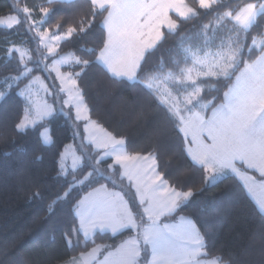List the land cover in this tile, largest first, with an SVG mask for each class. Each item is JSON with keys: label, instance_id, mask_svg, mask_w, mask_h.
<instances>
[{"label": "trees", "instance_id": "1", "mask_svg": "<svg viewBox=\"0 0 264 264\" xmlns=\"http://www.w3.org/2000/svg\"><path fill=\"white\" fill-rule=\"evenodd\" d=\"M187 4L196 15L187 20L172 17L176 28L163 31L161 42L145 56L137 80L128 82L114 78L98 62L107 45L108 10H99L90 0H0V19L20 18L16 28L0 29V264H68L97 248L104 249V257L139 237L130 230L118 236L84 237L77 207L85 195L100 187L122 193L136 220L146 224L143 208L122 169L112 160L100 162L102 153L86 144L85 123L77 121L74 111L65 106L59 82L46 72L55 60L67 55L75 63L63 72L75 78L90 119L122 141L129 156L155 158L162 179L173 190L190 195L165 221L190 219L204 239L207 259L221 264H264V215L236 177L229 175L209 184L206 170L188 156L181 120L151 87L183 77L193 68L194 56L231 47L238 66L229 78L187 86L189 91L201 89L193 109L203 113L207 107L208 118L224 104L245 67L264 54V47L260 51L254 47L264 41V13L249 31L226 17L249 5L262 6L264 0H224L209 10L201 9L196 0H187ZM47 34L70 36L54 57L43 47L41 35ZM15 48L25 49L30 58L22 63L19 54L12 52ZM27 72L26 78L9 86L11 78ZM39 76L49 85L48 102L61 112L21 132L27 110L21 92ZM44 129L50 130L48 146L41 139ZM70 145L76 146L83 166L66 174L61 159ZM140 249L138 264H149V248L141 243Z\"/></svg>", "mask_w": 264, "mask_h": 264}, {"label": "rangeland", "instance_id": "2", "mask_svg": "<svg viewBox=\"0 0 264 264\" xmlns=\"http://www.w3.org/2000/svg\"><path fill=\"white\" fill-rule=\"evenodd\" d=\"M94 1L100 8H110L111 11L107 20L109 43L98 62L109 69L114 78L128 82L136 81L143 56L154 50L161 42L162 31H173L176 28L172 17L187 20L196 15L187 4V0ZM196 1L201 9L209 10L224 0ZM263 13L264 4L249 5L236 15L228 14L226 18L242 30L249 31ZM19 24L20 18L17 15L0 19L1 30H12ZM69 37L41 35L43 47L49 57L56 56L60 45ZM254 47L260 51L264 47V41H257ZM232 50L230 47L229 50L194 56L193 68L183 77L151 85L162 102L181 120L182 134L188 142V156L197 166L206 170L209 184H215L232 173L240 175L243 167L254 171L256 163L264 153V139L254 138L252 132L243 130L238 139L234 137L232 140L227 138L225 141L223 139L216 141L210 136V131L215 134L213 127H210L212 124L206 122L211 115L223 118L264 117V108L247 104L252 103L251 101H243L242 105L238 106L227 101L225 106L221 105L222 107H218L205 118L207 107L203 108V113L193 109L202 94L201 89L196 87L192 91L187 90V86L194 85L200 80L229 78L238 66ZM12 52L19 54L22 63L30 58L29 52L25 49L15 48ZM74 63L75 58L72 55L62 56L47 67L46 72L52 74L59 82L61 93L65 95V106L74 111L77 121L85 123L86 144L92 146L96 152L102 153L100 162L112 160L122 169L123 178L133 186L146 218V224H140L122 193L109 190L106 186L100 187L85 195L77 207L80 230L84 237L88 240L98 233L118 236L129 230L135 232L139 237L130 239L125 251L118 256V260L124 264H138L141 243L151 252L149 264H221L219 260L206 258L204 239L190 219L181 218L176 223L165 221L178 212L189 200L190 195L173 190L162 179L155 158L129 156L122 141L115 139L90 119L89 110L75 78L63 72L64 68H69ZM254 66L261 68L260 64ZM28 75L27 72L22 77L11 78L9 86L16 85ZM245 84V76H242L235 86V91L242 93ZM51 95L49 85L41 76L34 78L21 92L27 103L25 117L19 126L21 132L35 129L61 112V108L57 110L55 105L48 102ZM2 98L0 94V100ZM256 126L264 128V125ZM206 138H209L208 142ZM41 139L44 145L51 144L49 129L42 131ZM221 152L223 156L220 159ZM82 166L83 158L76 146H68L61 159L63 172L66 174L76 172ZM137 248L140 255L135 259ZM102 249L97 248L94 256L87 258V261L95 263Z\"/></svg>", "mask_w": 264, "mask_h": 264}, {"label": "crops", "instance_id": "3", "mask_svg": "<svg viewBox=\"0 0 264 264\" xmlns=\"http://www.w3.org/2000/svg\"><path fill=\"white\" fill-rule=\"evenodd\" d=\"M49 1L56 3H67L60 0H49ZM90 1L99 10L109 11V16L107 18L108 20L111 14L110 8H100L97 5L96 1L94 0H90ZM107 20L104 24V27L108 34ZM108 43H109V36L107 40V45ZM145 56H143L142 58L143 60ZM255 64H260L261 68L260 69L256 68L254 66ZM103 68H105L110 73L109 69H107L106 67ZM242 76H245L246 84L244 91L241 93L239 91H235V86L240 82ZM227 101L234 102L235 105L237 106L242 105L241 103H243V101H251L252 103H247V104H250L253 107H257V108H264V54H262L254 64L247 66L239 74L235 84L233 85L231 90L227 93L223 106L226 105ZM206 122L212 124L210 127H213L215 134H213V131H210V136L213 140L216 141H220V139H223L225 141L227 140V138L232 140L234 137L238 139L243 130L252 132L254 138L264 139V128H261L262 126L260 128L256 126V125H264V117H255L252 119L247 117L223 118L222 116L213 117L211 115L210 119L207 120ZM206 141L208 142L209 138H206ZM222 156L223 154L221 152L220 159L222 158ZM191 161L194 164H196L193 160ZM254 168H255L254 171L251 170L249 171L248 169L243 167L241 169L240 175L237 173H232L229 175H232L239 180V182L243 185V187L247 191L251 200L256 204V206L259 208L261 213L264 215V153L262 154L259 162L256 163ZM129 242L130 240H128L126 243L120 246L116 251L110 252L104 257H103L104 249H102V251L97 256V260H95L96 261L95 263H89L87 261V258H90V256H94L93 254L94 252H96V249L82 257L72 260L68 264H124L122 261L118 260V256H120V254L125 251V249L127 248L126 246ZM138 248L135 259H137V257H139L140 255V251Z\"/></svg>", "mask_w": 264, "mask_h": 264}]
</instances>
